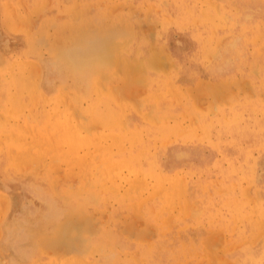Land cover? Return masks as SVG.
Masks as SVG:
<instances>
[{
    "label": "rangeland",
    "instance_id": "obj_1",
    "mask_svg": "<svg viewBox=\"0 0 264 264\" xmlns=\"http://www.w3.org/2000/svg\"><path fill=\"white\" fill-rule=\"evenodd\" d=\"M0 122V264H264V0H0Z\"/></svg>",
    "mask_w": 264,
    "mask_h": 264
},
{
    "label": "bare ground",
    "instance_id": "obj_2",
    "mask_svg": "<svg viewBox=\"0 0 264 264\" xmlns=\"http://www.w3.org/2000/svg\"><path fill=\"white\" fill-rule=\"evenodd\" d=\"M188 1H189V0H188ZM194 1H196V0H194ZM192 2H193V1H192ZM211 2H212V1H211ZM262 2H263V1H262ZM205 3H206V2H205ZM208 5H209V4H208ZM206 6H207V5H206ZM216 6H217V3H216ZM207 7H208V6H207ZM211 7H212V6H211ZM214 7H215V6H214ZM188 8H189V7H188ZM196 8H197V7H196ZM218 8H219V7H218ZM203 9H204V6H203ZM203 9H202V10H203ZM209 10H210V9H209ZM204 11H205V10H204ZM225 11H226V10H225ZM196 12H197V11H196ZM226 12H227V11H226ZM218 13H219V12H218ZM220 13H221V12H220ZM208 14H209V13H208ZM216 14H217V13H216ZM170 15H171V14H170ZM221 15H222V14H221ZM219 16H220V15H219ZM223 16H224V15H223ZM207 17H208V15H207ZM168 18H169V17H168ZM186 18H187V17H186ZM227 18H228V17H227ZM172 19H173V18H172ZM172 19H171V21L173 22L174 19H173V20H172ZM195 19H196V18H195ZM208 19H209V18H208ZM219 20H220V19H219ZM225 20H226V18H225ZM229 20H230V19H229ZM174 21H175V20H174ZM169 22H170V21H169ZM172 22H171V23H172ZM210 22H211V21H210ZM257 23H258V22H257ZM169 24H170V23H169ZM213 24H214V23H213ZM202 25H203V24H202ZM216 25H217V24H216ZM219 25H220V24H219ZM225 25H226V24H225ZM260 25H261V24H260ZM260 25H259V26H260ZM18 26H19V25H18ZM213 26H214V25H213ZM259 26H258V27H259ZM22 27H23V26H22ZM25 27H26V26H25ZM189 27H190V26H189ZM225 27H226V26H225ZM227 27H228V26H227ZM184 28H186V27H184ZM259 28H260V27H259ZM218 29H219V28H218ZM229 29H230V28H229ZM255 29H256V28H255ZM227 30H228V29H227ZM253 30H254V29H253ZM199 31H200V30H199ZM217 32H218V31H217ZM195 33H196V32H195ZM218 34H219V33H218ZM215 35H216V34H215ZM208 37H209V36H208ZM212 37H213V36H212ZM211 39H212V38H211ZM211 39H210V40H211ZM248 40H249V39H248ZM197 42H199V41H197ZM250 42H251V41H250ZM198 44H199V43H198ZM212 47H213V46H212ZM186 48H188V47H186ZM204 48H205V47H204ZM210 49H212V48H210ZM176 50H177V49H176ZM183 50H184V49H183ZM193 52H194V51H193ZM222 53H223V52H222ZM222 53H221V54H222ZM113 55H114V54H113ZM201 55H202V54H201ZM223 55H224V54H223ZM86 56H87V55H86ZM93 56H94V55H93ZM197 56H198V55H197ZM204 56H205V55H204ZM87 57H88V56H87ZM129 57H130V56H129ZM180 57H181V56H180ZM113 58H114V56H113ZM192 59H193V57H192ZM131 61H132V60H131ZM199 61H200V60H199ZM128 62H129V61H128ZM125 63H126V61H125ZM130 63H131V62H130ZM85 64H86V63H85ZM127 65H128V64H127ZM194 66H195V65H194ZM155 68H156V67H155ZM70 69H71V68H70ZM100 69H101V68H100ZM198 70H199V69H198ZM196 71H197V70H196ZM68 73H69V72H68ZM174 86H175V85H174ZM95 87H97V86H95ZM170 88H171V87H170ZM41 89H42V88H41ZM166 90H167V89H166ZM168 90H169V89H168ZM170 90H171V89H170ZM166 93H167V92H166ZM34 101H35V99H34ZM93 105H94V104H93ZM97 105H98V104H97ZM101 107H102V106H101ZM69 108H71V107L69 106ZM31 109H32V108H31ZM59 113H60V112H59ZM72 113H73V112H72ZM149 114H150V113H149ZM235 114H236V113H235ZM44 115H45V114H44ZM70 115H71V114H70ZM229 115H230V114H229ZM231 116H232V115H231ZM239 116H241V115H239ZM54 117H55V115L53 116V118H54ZM236 117H237V116H236ZM55 118H56V117H55ZM73 118H74V116H73ZM148 119H149V118H148ZM239 119H240V117H239ZM70 120H71V119H70ZM143 120H144V119H143ZM217 120H218V119H217ZM222 120H223V119H222ZM231 120H232V119H231ZM51 121H52V120H51ZM148 121H149V120H148ZM234 121H235V119H234ZM242 121H243V120H242ZM68 122H69V120H68ZM118 122H119V121H118ZM118 122H117V123H118ZM149 122H150V121H149ZM215 122H216V121H215ZM235 122H236V121H235ZM0 123H1V122H0ZM47 123H48V122H47ZM218 124H219V123H218ZM243 124H244V123H243ZM243 124H242V125H243ZM56 125H57V124H56ZM205 125H206V124H205ZM209 125H210V124H209ZM209 125H208V126H209ZM228 125H230V124H228ZM234 125H235V124H234ZM247 125H249V124H246V126H247ZM39 126H40V125H39ZM60 126H61V125H60ZM70 126H71V125H70ZM136 126H137V125H136ZM222 126H223V125H222ZM238 126H239V125H238ZM250 126H251V125H250ZM260 126H261V125H260ZM55 127H56V126H55ZM55 127H54V128H55ZM116 127H117V126H116ZM129 127H130V126H129ZM133 127H134V126H133ZM212 127H213V126H212ZM218 127H219V125H218ZM231 127H232L231 129H233V126H231ZM241 127H242V126H241ZM57 128H59V127H57ZM60 128H61V127H60ZM75 128H76V127H75ZM114 128H115V127H114ZM118 128H119V127H118ZM118 128H117V129H118ZM206 128H207V127H206ZM242 128H244V127H242ZM249 128H250V127H249ZM63 129H64V128H63ZM209 129H210V128H209ZM239 129H240V127H239ZM246 129H247V128H246ZM262 129H263V128H262ZM23 130H24V129H23ZM40 130H41V129H40ZM59 130H60V129H59ZM236 130H237V129H236ZM49 131H50V130H49ZM51 131H52V130H51ZM62 131H63V130H62ZM77 131H78V130H77ZM210 131H211V129H210ZM223 131H224V130H223ZM229 131H230V130H229ZM25 132H27V131L25 130ZM56 132H57V131H56ZM227 132H228V131H227ZM233 132H235V130H233ZM238 132H239V131H238ZM244 132H245V131H244ZM27 133H28V132H27ZM60 133H61V132H60ZM236 133H237V132H236ZM239 133H240V132H239ZM246 133H247V132H246ZM24 134H25V133H24ZM24 134H23V135H24ZM57 134H58V133H56V135H57ZM220 134H221V133H220ZM244 134H245V133H244ZM248 134H249V133H248ZM260 134H261V132H260ZM30 135H31V134H30ZM64 135H66V133H65ZM43 136H44V135H43ZM59 136H62V135H59ZM67 136H69V135H67ZM240 136H242V135L240 134ZM255 136H256V135H255ZM262 136H263V135H262ZM46 137H47V136H46ZM48 137H49V136H48ZM220 137H221V136H220ZM252 137H253V136H252ZM12 138H13V137H12ZM19 138H20V137H19ZM49 138H50V137H49ZM49 138H48V139H49ZM52 138H54V137H52ZM55 138H56V136H55ZM163 138H164V137H163ZM193 138H195V137H193ZM239 138H240V137H239ZM25 139H26V138H25ZM62 139H65V138L62 137ZM67 139H68V138H67ZM133 139H134V137H133ZM237 139H238V138H237ZM242 139H243V138H242ZM248 139H249V138H248ZM53 140H54V139H53ZM57 140H58V138H57ZM60 140H61V138H60ZM60 140H58V141H60ZM137 140H138V139H137ZM250 140H251V139H250ZM22 141H23V140H22ZM24 141H25V140H24ZM58 141H57V143H58ZM67 141H68V140H66V142H67ZM234 141H235V140H234ZM236 141H237V140H236ZM43 142H44V140H43ZM45 142H46V141H45ZM52 142H53V141H52ZM61 142H63V141L61 140ZM66 142H65V140H64L63 143H66ZM69 142H70V141H69ZM76 142H77V141H76ZM199 142H200V141H199ZM261 142H262V141H261ZM261 142H260V143H261ZM7 143H8V142H7ZM28 143H29V142H28ZM59 143H60V142H59ZM251 143H252V142H251ZM258 143H259V142H258ZM260 143H259V145H260ZM262 143H263V142H262ZM29 144H30V143H29ZM33 144H34V143H33ZM35 144H36V143H35ZM37 144H38V143H37ZM135 144H136V143H135ZM218 144H219V143H218ZM222 144H223V143H222ZM232 144H234V143H232ZM263 144H264V143H263ZM263 144H262V145H263ZM43 145H44V144H43ZM51 145H52V144H50V146H51ZM54 145H55V144H54ZM54 145H53V146H54ZM88 145H89V144H88ZM140 145H141V144H140ZM9 146H10V145H9ZM9 146H8V147H9ZM12 146H13V145H12ZM15 146H16V145H15ZM224 146H226V145H224ZM232 146H233V145H232ZM8 147H7V148H8ZM10 147H11V146H10ZM221 147H222V146H221ZM51 148H52V147H51ZM229 148H230V146H229ZM9 149H10V148H9ZM24 149H25V148H24ZM41 149H42V148H41ZM53 149H54V147H53ZM55 149H56V148H55ZM55 149H54L53 151H55ZM232 149H233V147H232ZM27 150H28V149H27ZM42 150H43V149H42ZM51 150H52V149H51ZM51 150H50V151H51ZM59 150H60V149H59ZM59 150H58V151H59ZM12 151H13V150H12ZM18 151H19V150H18ZM43 151H44V150H43ZM53 151H52V152H53ZM99 151H101V150H99ZM4 152H5V151H4ZM10 152H11V151H10ZM25 152H26V151H25ZM37 152H38V151H37ZM53 153H54V152H53ZM102 153H103V152H102ZM13 154H14V152H13ZM40 154H41V152H40ZM55 154H56V153H55ZM59 154H60V153H59ZM10 155H11V154H10ZM16 155H17V153H16ZM63 155H64V154H63ZM14 156H15V155H14ZM20 156H21V155H20ZM28 157H29V156H28ZM36 157H37V156H36ZM105 157H106V156H105ZM9 158H10V157H9ZM14 158H15V157H14ZM63 158H64V157H63ZM65 158H66V157H65ZM65 158H64V159H65ZM103 158H104V157H103ZM244 158H245V157H244ZM7 159H8V158H7ZM122 159H123V158H122ZM245 159H246V158H245ZM18 160H21V159L19 158ZM27 160H28V158H27ZM36 160H37V159H36ZM56 160L58 161V159H56ZM108 160H110V159H107V161H108ZM128 160H129V159H128ZM16 161H17V160H16ZM33 161H35V160H33ZM72 161H73V160H72ZM82 161H83V160H82ZM99 161H101V160H99ZM18 162H19V161H18ZM18 162H17V164H18ZM31 162H32V161H31ZM73 162H74V161H73ZM135 162H136V161H135ZM22 163H23V162H22ZM26 163H27V162H26ZM26 163H25V164H26ZM69 163H70V162H69ZM96 163H97V161H96ZM101 163H103V162L101 161ZM131 163H132V162H131ZM136 163H137V162H136ZM111 164H112V163H111ZM111 164H110V165H111ZM118 164H119V163H118ZM15 165H16V164H15ZM23 165H24V163H23ZM83 165H84V164H83ZM92 165H93V164H92ZM99 165H100V164H99ZM114 165H115V163H114ZM80 166H81V165H80ZM105 166H106V165H105ZM115 166H116V165H115ZM14 167H15V166H14ZM101 167H102V166H101ZM6 169H7V168H6ZM105 169H106V168H105ZM18 171H19V170H18ZM87 171H89V170H87ZM116 171H117V170H116ZM102 174H103V173H102ZM113 174H114V173H113ZM115 174H116V173H115ZM107 175H108V174H107ZM110 175H111V174H110ZM102 176H103V175H102ZM108 176H109V175H108ZM114 176H115V175H114ZM90 177H91V176H90ZM96 177H97V176H96ZM96 179H98V178H96ZM101 179H102V178H101ZM90 180L92 181V179H90ZM102 182H103V181H102ZM97 184H98V183H97ZM100 184H101V183H100ZM100 184H98V185H100ZM92 185H93V184H92ZM105 185H106V184H105ZM108 185H109V183H108ZM139 186H140V185H139ZM179 191H180V190H179ZM111 192H112V191H111ZM113 193H114V192H113ZM75 199H76V198H75ZM1 200H2V198H1ZM1 200H0V201H1ZM230 202H231V201H230ZM225 204H226V203H225ZM227 204H229V203H227ZM234 204H235V203H234ZM230 205H231V204H230ZM239 206H240V205H239ZM72 207H73V206H72ZM226 207H227V206H226ZM231 207H232V205H231ZM231 207H230V208H231ZM243 207H244V206H243ZM263 208H264V207H263ZM228 209H229V208H228ZM232 210H233V209H232ZM242 210H243V209H242ZM4 211H5V210H4ZM235 211H236V210H235ZM235 211H234V212H235ZM246 211H247V210H246ZM7 212H8V211H7ZM243 212H244V211H243ZM4 213H6V211H5ZM240 213H241V212H240ZM233 215H234V213H233ZM3 216H4V214H3ZM235 216H236V215H235ZM237 216H239V215H237ZM246 216H247V215H246ZM263 216H264V215H263ZM247 217H248V216H247ZM248 218H249V217H248ZM262 219H263V217H262ZM263 220H264V219H263ZM263 223H264V221H263ZM258 226H259V225H258ZM258 226H257V227H258ZM261 227H263L262 224H261ZM75 253H76V252H75ZM243 257H244V256H243ZM249 258H250V256H249ZM249 258H248V259H249Z\"/></svg>",
    "mask_w": 264,
    "mask_h": 264
}]
</instances>
